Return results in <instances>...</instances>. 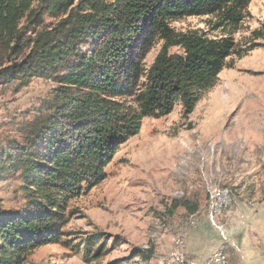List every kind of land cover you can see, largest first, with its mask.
Wrapping results in <instances>:
<instances>
[{"label": "trees", "instance_id": "trees-1", "mask_svg": "<svg viewBox=\"0 0 264 264\" xmlns=\"http://www.w3.org/2000/svg\"><path fill=\"white\" fill-rule=\"evenodd\" d=\"M251 1L0 0V87L17 83L19 91L34 78L55 85L21 127V141L1 152L0 182L19 174L26 205L0 207V264H24L35 250L61 243L70 202L106 179L107 165L143 119L168 116L177 103L189 117L232 67L233 39L178 33L171 23L214 15L235 28ZM256 35L264 37V28ZM157 38L163 45L146 68ZM174 47L181 53H171ZM180 205L190 214L198 209L186 202L174 208Z\"/></svg>", "mask_w": 264, "mask_h": 264}, {"label": "rangeland", "instance_id": "rangeland-1", "mask_svg": "<svg viewBox=\"0 0 264 264\" xmlns=\"http://www.w3.org/2000/svg\"><path fill=\"white\" fill-rule=\"evenodd\" d=\"M171 27L233 39L237 52L227 61L232 67L219 74L189 117L177 103L168 116L144 118L139 134L107 165L106 179L70 202L62 242L35 250L24 264H160L181 232L185 243L190 233L217 234L226 242L217 252L228 264H264V218L258 210L264 206V37L256 35L264 28V0H252L235 28L220 25L214 15L179 19ZM162 45L160 38L153 40L146 68ZM170 51L181 53L178 47ZM16 87H0V156L21 141V127L38 114L55 85L34 78ZM20 185L19 174L0 182L1 208L25 207ZM213 188L228 189L237 199L217 219L220 229L209 219ZM177 202L198 209L190 214L183 205L174 208Z\"/></svg>", "mask_w": 264, "mask_h": 264}, {"label": "built area", "instance_id": "built-area-1", "mask_svg": "<svg viewBox=\"0 0 264 264\" xmlns=\"http://www.w3.org/2000/svg\"><path fill=\"white\" fill-rule=\"evenodd\" d=\"M212 192V202L211 207H213V214L209 218L211 223L218 229L217 219L222 215L223 211L226 209L231 210L233 208V203L231 199H228L226 195L215 194V188L211 189ZM196 221L191 220L190 223L194 224ZM185 232H181L174 239V250L171 251L167 256L163 257L160 264H196L190 261L185 254ZM204 264H228V258L221 256L220 259H212V255L205 261Z\"/></svg>", "mask_w": 264, "mask_h": 264}, {"label": "crops", "instance_id": "crops-1", "mask_svg": "<svg viewBox=\"0 0 264 264\" xmlns=\"http://www.w3.org/2000/svg\"><path fill=\"white\" fill-rule=\"evenodd\" d=\"M252 204L253 203L250 202L249 205ZM258 210L260 215L264 218V206H260ZM223 245H226V242L215 233L210 235H205L201 232L190 233L185 243V254L190 261L196 264H204L205 261L212 254L220 250Z\"/></svg>", "mask_w": 264, "mask_h": 264}, {"label": "bare ground", "instance_id": "bare-ground-1", "mask_svg": "<svg viewBox=\"0 0 264 264\" xmlns=\"http://www.w3.org/2000/svg\"><path fill=\"white\" fill-rule=\"evenodd\" d=\"M215 194L226 195L228 199H231L233 205L236 203V200H237L236 197L228 189H218L215 191ZM211 202H212V195L210 197V203H209V205H210L209 208H211V210H212V213L209 211L210 217L213 214V207H211ZM221 251H223V250H221ZM221 256L226 257L223 252H216L215 254L212 255V259H220Z\"/></svg>", "mask_w": 264, "mask_h": 264}]
</instances>
